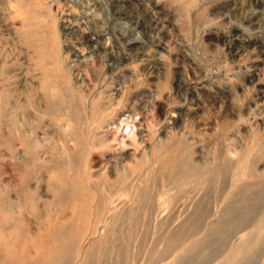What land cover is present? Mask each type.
<instances>
[{"label":"rangeland","instance_id":"1","mask_svg":"<svg viewBox=\"0 0 264 264\" xmlns=\"http://www.w3.org/2000/svg\"><path fill=\"white\" fill-rule=\"evenodd\" d=\"M0 75V264H264V1L0 0Z\"/></svg>","mask_w":264,"mask_h":264},{"label":"bare ground","instance_id":"2","mask_svg":"<svg viewBox=\"0 0 264 264\" xmlns=\"http://www.w3.org/2000/svg\"><path fill=\"white\" fill-rule=\"evenodd\" d=\"M232 1V0H231ZM257 1H264V0H257ZM207 2V1H206ZM214 3H216V2H214ZM257 3V2H256ZM255 3V4H256ZM222 4V3H221ZM237 4V3H236ZM239 4V3H238ZM219 5V4H218ZM234 5V4H233ZM232 5V6H233ZM242 5H244V4H242ZM246 6V5H245ZM214 7H216V6H214ZM220 7V6H219ZM222 7V6H221ZM159 8V7H158ZM207 8V7H206ZM22 9V8H21ZM209 9V8H208ZM215 10V9H214ZM228 10V9H227ZM229 10H230V8H229ZM238 10H240V9H238ZM204 11V10H203ZM19 12V11H18ZM17 12V13H18ZM223 12V11H222ZM32 13V12H31ZM234 13V12H233ZM19 14V13H18ZM30 14V13H29ZM219 14H220V12H219ZM235 15H237V14H235ZM30 16V15H29ZM204 16V15H203ZM15 19V18H14ZM28 19H29V17H28ZM181 24V23H180ZM22 27V26H21ZM20 27V28H21ZM27 27V26H26ZM19 28V29H20ZM23 29V28H22ZM20 32H22V31H24V30H22L21 31V29L19 30ZM33 32V31H32ZM227 33V32H226ZM25 34V33H24ZM230 34V33H229ZM237 34V33H236ZM221 37V36H220ZM217 38V39H221V38ZM231 37V36H230ZM227 39H228V37H227ZM130 44V43H129ZM135 42H132L131 44H130V46H135ZM234 46V45H233ZM148 57V56H147ZM47 58V57H46ZM158 60H160V59H158ZM151 61H152V59H151ZM156 62V61H155ZM160 62L162 63V64H164V66H166L165 65V60L164 59H161L160 60ZM155 64V63H154ZM157 65H158V63H156ZM156 65V66H157ZM167 67V66H166ZM168 68V67H167ZM165 69V68H164ZM148 70H150V69H148ZM162 71V70H161ZM166 72V71H165ZM151 73V72H150ZM0 76H2V75H0ZM199 76V75H198ZM52 78V77H51ZM56 83V82H55ZM29 89V88H28ZM54 89V88H53ZM56 90V89H55ZM54 90V91H55ZM160 89H158V91H159ZM53 91V90H52ZM60 92V91H59ZM62 93V92H61ZM86 95V94H85ZM1 96V95H0ZM53 96V95H52ZM64 96V95H63ZM162 96V95H161ZM159 97V96H158ZM160 98V97H159ZM41 99V98H40ZM100 101H101V99H100ZM97 102V101H96ZM104 102V101H103ZM102 102V103H103ZM110 102V101H109ZM94 103V102H93ZM99 103V102H98ZM22 104H24V103H22ZM97 104V103H96ZM100 104H101V102H100ZM18 105H19V103H18ZM26 105V104H25ZM28 105V104H27ZM105 105V104H104ZM110 105V104H109ZM34 106V105H33ZM120 106V105H119ZM156 106V105H155ZM193 106V105H192ZM19 107H21V105H19ZM106 107V106H105ZM112 107V106H111ZM115 107V106H114ZM121 107V106H120ZM16 108H17V104H16ZM22 108H23V106H22ZM72 108V107H71ZM74 108V107H73ZM93 108V110L95 109V110H97L96 109V107H92ZM110 108V107H109ZM107 109V110H105V109H103L102 111H106V118H108L109 116H110V112L109 111H112V110H110V109ZM118 109H116V107L115 108H113L114 110H113V112L114 111H116V117H117V119L113 122H110L111 123V125H113V126H115L118 122H117V120H121L122 118H125L126 116H128L127 115V111L126 110H123V109H119V107H117ZM157 108L159 109L158 111H160L161 113H162V110L164 109V105L161 103V101H158V104H157ZM25 109V108H24ZM116 109V110H115ZM55 110V109H54ZM100 110V109H99ZM98 110V111H99ZM109 110V111H108ZM23 111V110H22ZM34 111V110H33ZM89 111H90V109H89ZM98 111H95V113L96 112H98ZM101 111V110H100ZM176 111V110H175ZM0 112H2V111H0ZM94 112V111H93ZM113 112H112V114H113ZM16 113H18V112H16ZM56 113V112H55ZM69 113V112H68ZM158 113V112H157ZM174 113H176V112H174ZM14 114V113H13ZM57 114V113H56ZM55 114V115H56ZM1 115V114H0ZM76 115V114H75ZM102 115V114H101ZM105 115V113L102 115V116H104ZM68 116V115H67ZM91 116V115H90ZM97 117H98V115H96ZM112 116H115V115H111V117ZM52 117H55V116H52ZM66 117V116H65ZM74 117V116H73ZM101 117V116H100ZM110 117V118H111ZM19 118V117H18ZM17 118V119H18ZM126 118H129V117H126ZM131 118V117H130ZM45 119V118H44ZM69 119V118H68ZM72 119V118H71ZM70 119V120H71ZM75 119H77V118H75ZM93 119V118H92ZM98 119V118H97ZM22 120H24V118L22 119ZM22 120L21 121H19V120H16V119H14L13 118V121H14V127H13V129H12V131L14 132V133H16L17 135H18V139H19V142L21 143L22 142V144L23 143H30V142H32L33 140H35L36 139V137L34 138V136L33 135H31L32 137H29L28 135H27V132H25L26 130V126H25V124L26 123H24V121L22 122ZM56 120V119H55ZM124 120V119H123ZM74 121V123H76L77 122V120L75 121V120H73ZM124 121H126V120H124ZM130 121V120H129ZM64 122V121H63ZM80 120L78 121V123L77 124H75V129H76V126L79 124L80 125ZM83 122V121H82ZM91 122H93V121H91ZM121 122H122V120H121ZM121 122H119L118 123V125L121 123ZM132 122V121H131ZM67 123H69V122H67ZM87 123V122H86ZM94 123H95V121H94ZM102 123H103V121H102ZM122 123H124V122H122ZM121 123V124H122ZM126 123V122H125ZM124 123V124H125ZM3 123H1V125H2ZM70 124V123H69ZM115 124V125H114ZM130 124V123H129ZM78 125V126H79ZM68 126V125H67ZM89 126V125H88ZM119 126H121V125H119ZM133 126V125H132ZM102 127V126H101ZM108 127V126H107ZM109 127H110V125H109ZM80 128V127H79ZM127 128V127H126ZM29 129V128H28ZM78 129V128H77ZM103 129V128H102ZM111 129H112V127H111ZM118 129H119V127H118ZM128 129V128H127ZM79 130H81V129H79ZM72 131L73 132H75L74 131V128L72 129ZM77 131V130H76ZM134 131V130H133ZM66 132V131H65ZM72 132V133H73ZM104 132V131H103ZM121 132V131H120ZM132 132V131H131ZM29 133V132H28ZM106 135L109 137V136H111V135H113L114 133H113V131H110V130H107L106 132ZM125 133V132H124ZM124 133H121V134H119V135H115V137L114 138H116V139H119V138H122L123 136H124ZM127 133V132H126ZM34 134V133H33ZM102 134V133H101ZM118 134V133H117ZM104 135V134H103ZM130 135V134H129ZM132 135H134V134H132ZM106 136V137H107ZM113 137H112V139H113ZM103 138H105V137H103ZM125 138H126V136H125ZM38 139V138H37ZM77 139V138H76ZM128 139V138H127ZM122 140H124L123 138H122ZM130 140V139H129ZM133 140V139H132ZM36 141V140H35ZM69 141V140H68ZM112 141V140H111ZM76 142V141H75ZM106 142V141H105ZM107 142H108V140H107ZM123 142V141H122ZM125 143V142H124ZM133 143V142H132ZM35 144V143H34ZM33 144V145H34ZM105 144H107V143H105ZM131 144V143H130ZM8 145V144H7ZM12 145H13V143H12ZM24 145V144H23ZM56 145V144H55ZM104 145V144H103ZM134 145V144H133ZM178 145V144H177ZM139 146V145H138ZM8 147V146H7ZM180 147V146H179ZM10 148V147H9ZM29 148V147H28ZM85 148V147H84ZM177 148H178V146H177ZM181 148V147H180ZM31 149V148H30ZM108 149V148H107ZM134 149H136V148H134ZM174 149V148H173ZM13 150V149H12ZM108 151V150H107ZM177 151V150H176ZM116 152V151H115ZM139 152V151H138ZM137 154V153H136ZM175 154V153H174ZM129 155H130V153H129ZM134 155V154H133ZM154 155V154H153ZM166 155V154H165ZM181 158V156H180V152H178V155L176 154V155H174V157H172V158H170V159H168V160H170V161H166L165 163H169L170 164V171L172 172V171H174L175 169H177V168H180V166L181 165H183L184 166V168L186 167V162H187V160L185 161V164H181V162H182V160H183V158H182V160L180 161V159H179V157ZM132 156H130V158H131ZM164 157V156H163ZM169 157V156H168ZM128 158H129V156H128ZM146 158H148V157H146ZM145 158V159H146ZM166 158V157H165ZM154 159V158H153ZM31 160L33 161H35V160H39V158L37 157V156H34V157H31ZM185 160V159H184ZM183 160V161H184ZM190 160V159H189ZM27 161V163H29L28 162V160H26ZM31 161V162H32ZM142 161V160H141ZM149 162V161H148ZM140 163V162H139ZM142 163V162H141ZM183 163V162H182ZM143 164H145V163H143ZM189 164V163H188ZM136 165V163H134V166ZM138 165V164H137ZM146 165V164H145ZM190 165V164H189ZM130 166V165H129ZM143 166V165H142ZM147 166V165H146ZM188 166V165H187ZM132 167V166H131ZM182 167V166H181ZM135 168V167H134ZM139 168V167H138ZM192 168V167H191ZM142 169V168H141ZM190 169V168H189ZM129 170H130V168H129ZM134 170V169H133ZM132 170V171H133ZM139 169H137L135 172H139L138 171ZM143 170V169H142ZM176 171V170H175ZM181 171H184L183 169H181ZM180 171V172H181ZM173 173V172H172ZM182 173V172H181ZM181 173H179V174H181ZM137 174V173H136ZM178 174V173H177ZM185 175V174H184ZM12 176V175H11ZM94 176V175H93ZM119 176V175H118ZM133 176V175H132ZM175 176H176V174H175ZM171 178V177H170ZM12 179V178H11ZM118 179V178H117ZM119 180V179H118ZM123 180V179H122ZM120 181V180H119ZM126 182V181H125ZM146 182V181H145ZM192 182V181H191ZM30 184V183H29ZM94 184V183H93ZM133 184V183H132ZM262 184V183H261ZM260 184V186H262L263 188H264V184H262L261 185ZM125 185V184H124ZM139 185V184H138ZM124 187V186H123ZM142 187V186H141ZM253 187V186H252ZM143 190V189H142ZM67 194V193H66ZM240 194V193H239ZM242 194V193H241ZM37 195V194H36ZM245 194H243V196H244ZM102 196V195H101ZM241 196V195H240ZM244 197H246V195L244 196ZM261 197H263V196H261ZM40 198V197H39ZM247 198V197H246ZM72 199H74V198H72ZM71 199V200H72ZM101 199V198H100ZM103 199V198H102ZM241 199V201H242V198H240ZM239 199V200H240ZM108 200V199H107ZM136 200V199H135ZM243 200H244V198H243ZM248 200V199H247ZM249 201V200H248ZM248 201H246V202H248ZM264 200L262 199V202H263ZM61 202V201H60ZM77 202V201H76ZM113 202V201H112ZM250 203H251V201H249ZM78 203V202H77ZM137 203H138V201H137ZM109 204H111V203H109ZM133 204V203H132ZM100 205V204H99ZM102 205V204H101ZM92 207V206H91ZM95 207V206H94ZM108 207V206H107ZM113 207V206H112ZM130 207V206H129ZM97 208H98V206H97ZM101 207L99 206V209H100ZM106 208V207H105ZM124 208V207H123ZM126 208V207H125ZM102 209V208H101ZM110 209H113V208H110ZM115 209V208H114ZM131 209V208H130ZM249 209V208H248ZM6 210V209H5ZM65 210V209H64ZM73 210V209H72ZM98 210V209H97ZM133 210V209H132ZM9 211V210H8ZM107 211V210H106ZM112 211V210H111ZM134 211V210H133ZM70 212V211H69ZM100 212V211H99ZM245 212V211H244ZM72 213V212H71ZM242 213V212H241ZM101 214V213H100ZM105 214V213H104ZM64 215V214H63ZM73 215V214H72ZM75 215V214H74ZM78 215V214H77ZM50 216V215H49ZM69 216H71V214L69 215ZM98 216V215H97ZM96 216V217H97ZM77 217V216H76ZM130 217H131V215H130ZM49 219V218H48ZM51 219V218H50ZM49 219V220H50ZM53 219H56V218H53ZM53 219H51V220H53ZM58 219V218H57ZM133 219V218H132ZM63 220H64V217H63ZM97 220V219H96ZM55 220H53V221H51V222H54ZM93 221V220H92ZM7 222V221H6ZM57 222H58V220H57ZM48 223H49V221H48ZM60 223V222H59ZM58 223V224H59ZM73 223V222H72ZM57 224V223H56ZM94 224V223H93ZM96 224V223H95ZM100 224V223H99ZM77 225V224H76ZM91 226V225H90ZM89 226V227H90ZM94 226V225H93ZM72 227V226H71ZM57 228V227H56ZM70 229V228H69ZM69 229H68V231H69ZM91 229V228H90ZM38 230V229H37ZM71 230V229H70ZM93 230H96V229H93ZM258 230H260V229H258ZM1 231V230H0ZM6 231V230H5ZM34 231V230H33ZM51 231H52V228H51ZM67 229H66V231H65V233L64 234H66L67 232ZM89 231V230H88ZM48 232H50V231H48ZM63 232H64V230L62 231V233H59V232H55V233H53V236L51 237V239L47 242V244H49V245H51L52 243H55L56 241H57V239L59 238V236H63V235H61V234H63ZM69 232H71V231H69ZM258 232H260V231H258ZM8 233V232H7ZM52 233V232H51ZM6 234V233H5ZM47 234V233H46ZM1 235H3V234H1ZM34 235V234H33ZM42 235V234H41ZM69 234L67 233V236H68ZM71 235V234H70ZM87 235H88V233H87ZM43 236V235H42ZM41 236V237H42ZM91 236H93L92 234L91 235H89V236H87L85 239L84 238H82V241L84 240V241H86L87 239H90L91 238ZM2 237V236H1ZM37 237V236H36ZM78 236H77V234H76V237L75 238H72L71 236H69V238L67 239L66 238V236H65V238L67 239L65 242H66V244H68V247L67 248H65L64 247V245H63V247L62 248H60V246L62 245V241L60 242V240H59V244H60V246L57 244V243H55L54 245H55V248H57L56 250V252L55 253H46V251L44 252V254H42L41 253V257H39L38 256V258L40 259V264H69V262L71 263V261H72V259H73V261H72V263L74 264V262L76 263V264H82V260H80V257H81V251H82V246L80 245V246H78V243H77V240L75 241V239L77 238ZM250 237V236H249ZM246 238V239H250V238ZM4 238V237H3ZM95 238V237H94ZM100 238V237H99ZM254 239V238H253ZM4 240V239H3ZM25 241H26V238L24 239ZM23 240V241H24ZM41 240V239H40ZM44 240H45V238H44ZM43 240V241H44ZM91 240H92V238H91ZM98 240V239H97ZM96 240V241H97ZM99 240H101V238L99 239ZM251 240V239H250ZM22 241V242H23ZM38 240H36V242H37ZM42 241V240H41ZM83 241V242H84ZM9 242V241H8ZM16 242V241H15ZM15 242H12V244L13 243H15ZM64 242V241H63ZM82 242V243H83ZM87 242H88V240H87ZM87 242H85V243H87ZM100 242V241H99ZM103 242V241H102ZM106 242V241H105ZM170 242V241H169ZM243 242V241H242ZM251 242V241H250ZM4 244H5V242H3ZM17 243V242H16ZM42 243V242H41ZM89 243V242H88ZM97 243V242H96ZM245 243V242H244ZM20 244H22V243H20ZM24 244V243H23ZM9 245V244H8ZM11 245V244H10ZM17 245V244H16ZM25 245V244H24ZM89 245L91 246L92 245V241L89 243ZM96 245V244H95ZM173 245V244H172ZM244 245H246V244H244ZM250 245V244H249ZM0 246H2V249H4L5 248V246H3V244H2V242H0ZM12 246H14V245H12ZM97 246V245H96ZM9 247V246H8ZM16 248H17V246H15ZM19 247H20V245H19ZM22 247V246H21ZM25 248H26V245L24 246ZM38 246H36V248H37ZM169 247H170V245H169ZM167 248V247H166ZM242 248V247H241ZM38 249H40L39 247H38ZM53 249V248H52ZM94 249V248H93ZM23 250V249H22ZM37 250V249H36ZM89 250V249H88ZM87 250V251H88ZM20 251H21V249H20ZM10 252V251H9ZM16 252V251H15ZM41 252V251H40ZM40 252H39V254H40ZM8 253V252H7ZM14 253V252H13ZM75 253V255H73ZM90 253V252H89ZM156 253V252H155ZM9 254V253H8ZM86 254V253H85ZM27 255H28V251H23V252H21V254L19 255V254H9V259H8V263H5V264H20L21 262H23V261H25V259H28V258H26L27 257ZM73 255V256H72ZM2 256V255H1ZM75 256V257H74ZM93 256V255H92ZM3 257V256H2ZM5 257V256H4ZM37 257V256H36ZM74 257V258H73ZM87 257H88V254H87ZM3 259V258H2ZM84 259V258H83ZM92 259V258H91ZM85 260V259H84ZM87 260V259H86ZM85 260V261H86ZM88 261V260H87ZM2 262H3V260H2ZM37 262V261H36ZM38 262V263H39ZM36 264V263H35ZM84 264V263H83Z\"/></svg>","mask_w":264,"mask_h":264}]
</instances>
